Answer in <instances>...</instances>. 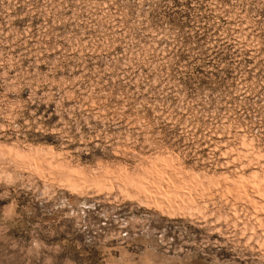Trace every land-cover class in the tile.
Listing matches in <instances>:
<instances>
[{"label": "rangeland", "instance_id": "374dc122", "mask_svg": "<svg viewBox=\"0 0 264 264\" xmlns=\"http://www.w3.org/2000/svg\"><path fill=\"white\" fill-rule=\"evenodd\" d=\"M263 175L264 0H0V264H264Z\"/></svg>", "mask_w": 264, "mask_h": 264}, {"label": "bare ground", "instance_id": "6f19581e", "mask_svg": "<svg viewBox=\"0 0 264 264\" xmlns=\"http://www.w3.org/2000/svg\"><path fill=\"white\" fill-rule=\"evenodd\" d=\"M255 173H256V171L252 174V176H253ZM259 176H260V175H259ZM263 176H264V175H263ZM254 177H257V176H254ZM254 177H252L253 180H254ZM257 178H259V177H257ZM252 179H251V180H252ZM255 180H257V179L255 178ZM258 187H259V186H258ZM255 188H256V187H255ZM258 189H259V188H258ZM259 191H260V190H259ZM259 191H258V193L261 192V191H260V192H259ZM260 194H261V193H260ZM263 195H264V194H263ZM260 196H261L262 199L264 198V196H262V195H260ZM258 197H259V196H258ZM261 198H260V199H261ZM263 201H264V199H263ZM158 207H159V206H158Z\"/></svg>", "mask_w": 264, "mask_h": 264}]
</instances>
